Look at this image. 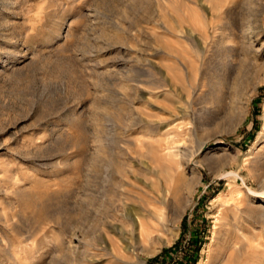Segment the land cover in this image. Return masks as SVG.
Returning a JSON list of instances; mask_svg holds the SVG:
<instances>
[{
	"label": "rangeland",
	"instance_id": "1",
	"mask_svg": "<svg viewBox=\"0 0 264 264\" xmlns=\"http://www.w3.org/2000/svg\"><path fill=\"white\" fill-rule=\"evenodd\" d=\"M155 157L184 182L143 245L120 189ZM127 242L124 264H264V0H0V264Z\"/></svg>",
	"mask_w": 264,
	"mask_h": 264
},
{
	"label": "bare ground",
	"instance_id": "2",
	"mask_svg": "<svg viewBox=\"0 0 264 264\" xmlns=\"http://www.w3.org/2000/svg\"><path fill=\"white\" fill-rule=\"evenodd\" d=\"M200 57H202L201 54L192 62H194V64L195 62H200V64L203 63L204 59L200 61ZM197 69H199L198 66ZM183 182L184 178L181 173L174 170L172 166L163 164L157 157L153 158V162L150 165V173L145 177L144 184L132 183L128 180L125 181L124 186H126L123 190L120 189V195L130 204V208L133 212V233L137 236L135 239H138V244L144 245L156 239L154 235L161 231L165 225V217L160 209L168 198H175L179 194ZM163 243L164 241H161V244ZM223 244L224 247L222 250L227 249V241ZM121 245L123 249H121L122 251L119 250L120 257L117 259L118 264H124L125 259L123 260V258H127L128 253L133 251L131 249L132 245L128 242L125 243V245ZM250 255L251 254L248 255L247 259L245 258L247 262Z\"/></svg>",
	"mask_w": 264,
	"mask_h": 264
}]
</instances>
